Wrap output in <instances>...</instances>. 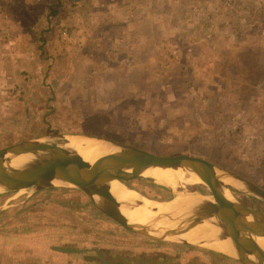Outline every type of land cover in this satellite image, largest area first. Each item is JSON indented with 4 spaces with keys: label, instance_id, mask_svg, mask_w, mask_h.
Instances as JSON below:
<instances>
[{
    "label": "rangeland",
    "instance_id": "374dc122",
    "mask_svg": "<svg viewBox=\"0 0 264 264\" xmlns=\"http://www.w3.org/2000/svg\"><path fill=\"white\" fill-rule=\"evenodd\" d=\"M173 1L171 21L162 0L154 59L140 62L145 68L130 60L132 69L118 75L109 56L79 58L73 47L63 54L62 29L51 28L47 75L34 78L27 96L0 94V102L13 100L0 106V148L28 139L64 147L68 136L103 138L158 155L198 156L264 189V0ZM57 6L50 2L51 17ZM121 181L142 196H176L143 175ZM232 181L236 198L264 211L262 198ZM184 185L209 195L201 183ZM37 188L0 194V264H243L206 246L133 233L82 190ZM61 246L82 251L60 253Z\"/></svg>",
    "mask_w": 264,
    "mask_h": 264
},
{
    "label": "water",
    "instance_id": "95a60500",
    "mask_svg": "<svg viewBox=\"0 0 264 264\" xmlns=\"http://www.w3.org/2000/svg\"><path fill=\"white\" fill-rule=\"evenodd\" d=\"M99 140L107 141L114 147V150L99 156L93 162L85 160L82 156L61 145L51 144L41 139H28L0 148V194L34 188L33 181L38 178L50 181L58 179L65 185L85 192L101 213L123 228L152 238L165 239L161 236L149 234V222L135 223L131 221L123 212V207L126 206H123L122 203H111L102 188L103 181L106 178L129 180L140 175L134 172L120 174L121 172H127L130 168L141 170L154 167L165 170H178L179 168L189 170L199 176L201 184L207 188L210 198H204L203 194L186 188L182 183L176 186L178 188L170 187L176 192L174 198L160 200L143 196L140 200L127 204L128 209L134 210L145 204L143 201L146 199L152 202H171L177 195L199 196L197 201L189 206L182 207L180 212L166 211L159 213L176 220L179 219L192 228L204 222L212 221L214 225L220 228L217 239L220 241L228 240L233 245L235 250L233 257L243 264H264V248L249 236L243 227L246 224L259 225L261 228L257 230V234L264 237V211L243 204L230 191V189H235L237 186L226 183L223 178L227 177L235 180L242 185L243 190L249 191L263 200L264 189L246 179L222 172L213 164L198 156L189 154L158 155L119 141L103 138ZM25 156L29 158L21 166L11 165L15 158ZM224 190L229 191L231 197ZM150 209L154 212L159 211L157 205H152ZM169 228V226L166 227L163 230L164 233ZM206 247L220 252L213 247ZM57 250L73 253L82 251L64 246L57 247ZM100 263L117 264L104 258L101 259Z\"/></svg>",
    "mask_w": 264,
    "mask_h": 264
},
{
    "label": "crops",
    "instance_id": "0c3cea01",
    "mask_svg": "<svg viewBox=\"0 0 264 264\" xmlns=\"http://www.w3.org/2000/svg\"><path fill=\"white\" fill-rule=\"evenodd\" d=\"M51 1L59 4L57 17L50 16ZM161 4L162 0H0V94L8 89L13 98L26 95L35 77L47 75L49 60L43 54L46 45L47 50L54 45V33L48 32L51 28L62 29L57 46L63 54L72 53L68 49L73 47L79 58L109 56L114 62L109 66L117 75L132 69L130 60L137 59L145 68L140 62L154 59L153 46L161 40ZM173 5L168 0L165 11L172 14L171 21ZM145 46H150L149 51ZM130 52V58L122 60L120 55ZM3 103L13 100L4 98L0 106H6Z\"/></svg>",
    "mask_w": 264,
    "mask_h": 264
},
{
    "label": "bare ground",
    "instance_id": "6f19581e",
    "mask_svg": "<svg viewBox=\"0 0 264 264\" xmlns=\"http://www.w3.org/2000/svg\"><path fill=\"white\" fill-rule=\"evenodd\" d=\"M64 147L90 162H93L99 156L108 154L114 150V147L107 141L90 137L81 138L78 136H68V142L64 145ZM28 158V156L22 158L17 157L13 160L11 165L21 166ZM127 172H134L136 174L153 178L158 183L160 182L161 184L172 188H176L178 184L182 183H201L199 176L189 170L181 168L178 170H165L154 167H147L141 170L130 168ZM223 180L228 184L233 182L227 177L223 178ZM54 185L65 184L58 179L50 181L44 178H38L33 181L34 189L38 187L36 190L50 188ZM102 188L111 203L119 202L122 203L123 206H126L123 207V212L131 221L135 223L149 222V234L153 236H161L166 240L175 242L188 243L198 246H210L222 253L232 256L235 254V250L230 241H220L217 239L220 228L217 225H214L212 221L204 222L192 228L189 224L182 223L179 219L176 220L159 213L166 211L180 212L182 207L189 206L194 203L199 199V196L191 197V195L186 194H182L181 196L177 195V197L171 202H152L151 200L149 201L146 199L143 201L145 204L138 206L134 210H130L128 209L129 207H127V204L143 198L140 193L136 192L134 189L128 188L121 180L115 178H106L103 181ZM225 192L229 197H231L229 191ZM203 197L210 198L208 195H204ZM152 205H157L159 207V211H152L150 209ZM168 226L170 227L169 230L164 233L163 230ZM243 227L249 236H251L264 248V237H260L257 234V230L261 227L259 225L251 224L243 225Z\"/></svg>",
    "mask_w": 264,
    "mask_h": 264
},
{
    "label": "flooded vegetation",
    "instance_id": "af4514ba",
    "mask_svg": "<svg viewBox=\"0 0 264 264\" xmlns=\"http://www.w3.org/2000/svg\"><path fill=\"white\" fill-rule=\"evenodd\" d=\"M116 263V262H115ZM117 264H125V263H122V262H117ZM143 264H149V262L148 261H146V260H143ZM151 264H154V263H151Z\"/></svg>",
    "mask_w": 264,
    "mask_h": 264
},
{
    "label": "built area",
    "instance_id": "2783aa9c",
    "mask_svg": "<svg viewBox=\"0 0 264 264\" xmlns=\"http://www.w3.org/2000/svg\"><path fill=\"white\" fill-rule=\"evenodd\" d=\"M63 34H66V32H63Z\"/></svg>",
    "mask_w": 264,
    "mask_h": 264
}]
</instances>
